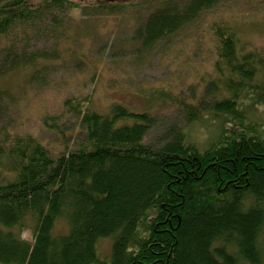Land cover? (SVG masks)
<instances>
[{"label":"trees","instance_id":"16d2710c","mask_svg":"<svg viewBox=\"0 0 264 264\" xmlns=\"http://www.w3.org/2000/svg\"><path fill=\"white\" fill-rule=\"evenodd\" d=\"M165 1L137 29L144 49L219 0ZM86 5L85 12L101 16L131 6ZM74 8L81 6L70 0H0V38L6 40L0 79L41 62L36 76L59 59ZM213 33L216 67L230 96L210 104L183 100L182 117L186 124L212 110L233 127H224L203 150L181 124L148 141L156 123L149 111L114 103L99 112L73 104L85 137L78 147L52 154L39 138L8 131L16 101L0 85V122L7 123L0 128V264H264V137L239 103L248 91L264 90L256 82L264 58L244 49L223 22ZM49 40L51 47L39 45ZM61 219L68 222L64 232L56 231ZM25 227L31 240L22 235ZM105 239L111 245L103 255Z\"/></svg>","mask_w":264,"mask_h":264},{"label":"rangeland","instance_id":"374dc122","mask_svg":"<svg viewBox=\"0 0 264 264\" xmlns=\"http://www.w3.org/2000/svg\"><path fill=\"white\" fill-rule=\"evenodd\" d=\"M30 1L37 4L43 0ZM70 1L78 2L81 8L71 10L70 19L65 21L67 38L59 44L62 56L36 76L34 72L41 68V62L37 68L20 67L1 77L0 85L9 90L16 104L11 107L8 124L6 120L0 122V128L7 124L10 133L31 134L52 154H59L78 147L85 137L80 117L70 110L73 104L99 112H107L114 103L134 111H149L156 116V123L146 135L148 141L156 142L170 125L181 124L188 140L202 150L224 127H233L224 115L212 110L185 124L181 103L203 100L210 104L215 98L230 96L216 67V23L233 27L242 47L257 50L264 58V0H219L150 49L141 47L136 32L149 12L165 0ZM100 1L131 6L111 16L83 10L86 4ZM5 44L6 40L0 38V49ZM53 44L52 40L39 43L47 47ZM256 79L264 84V66ZM212 83L220 87L206 91ZM239 103L264 137V90L248 91ZM66 230L68 222L61 219L56 231ZM22 235L31 240L32 230L25 227ZM110 245L109 239L102 240L101 254L108 253Z\"/></svg>","mask_w":264,"mask_h":264}]
</instances>
